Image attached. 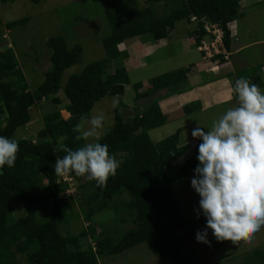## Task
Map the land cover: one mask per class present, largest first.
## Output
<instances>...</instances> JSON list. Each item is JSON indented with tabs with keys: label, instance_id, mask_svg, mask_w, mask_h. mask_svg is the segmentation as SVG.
Returning a JSON list of instances; mask_svg holds the SVG:
<instances>
[{
	"label": "trees",
	"instance_id": "trees-1",
	"mask_svg": "<svg viewBox=\"0 0 264 264\" xmlns=\"http://www.w3.org/2000/svg\"><path fill=\"white\" fill-rule=\"evenodd\" d=\"M9 1L12 0L0 3ZM102 1L110 27L109 34L101 40L104 57L71 74L61 96L63 72L79 60L81 46H69L62 35L46 39L51 66L41 83L30 90L13 44L1 36L0 29V136L12 138L17 128L31 120L29 110L40 101L48 100L54 106L42 116L43 125L35 140H16L14 167L0 169V264H106L107 257L141 243L152 254L166 256L173 264H191L178 248L192 236V229L186 228L179 237L173 235L174 230L186 226L175 185L198 164L197 146L201 141L192 148L182 139L185 127H178L159 140H152L148 134L165 124L153 95L184 82L189 67L157 74L144 84L133 83L134 98L146 100L147 106L143 110L131 109L127 118L119 109L127 108V104L118 100L112 109L113 123L99 142L107 144L109 153L116 154L121 164L116 175L110 176L103 186L72 172L58 176L54 173L55 160L65 154L62 147L76 150L87 143L73 130L81 116L88 117L101 99L124 93L129 84L127 71L121 66L110 69L112 60L124 56L118 50L121 42L142 34L162 40L175 23L184 21L191 25L186 33L201 57L207 58L197 49L200 40L212 39L205 24H215L222 30V47L228 51L232 36L226 24L241 16V0H166L158 4L160 14H155L153 7H138L135 0L118 1L119 6L112 4L113 0ZM27 21L28 17H22L4 27L10 29ZM222 56L219 53L207 59ZM263 63L264 60L255 69L238 71L237 78H246L249 72L258 77ZM194 105H183V115ZM60 110H65L68 117L63 119ZM189 150L187 158L179 162L178 158ZM172 166L175 169L169 170ZM105 212L113 214L111 229L101 221L95 222V215ZM71 218H81L87 227L69 233ZM197 221L205 219L201 216ZM63 224L65 232L61 230ZM241 264H264V246H255Z\"/></svg>",
	"mask_w": 264,
	"mask_h": 264
},
{
	"label": "rangeland",
	"instance_id": "rangeland-1",
	"mask_svg": "<svg viewBox=\"0 0 264 264\" xmlns=\"http://www.w3.org/2000/svg\"><path fill=\"white\" fill-rule=\"evenodd\" d=\"M118 1L121 0H113L112 4L119 6ZM135 1L138 7H153L155 14H160L162 9L160 10L158 4L165 3L166 0ZM240 8L243 10V14L238 16L234 22L239 33L238 40L243 43L257 40L256 43L248 45L240 55L246 59L247 69H255L256 65L264 60V1L241 0ZM22 17H28V21L25 24L17 25L10 29L4 27L5 23ZM181 23H184V21H181ZM190 26L187 25L186 28ZM231 27L234 28V25L232 24ZM0 29L2 31L1 36L7 42H10V45L13 44L12 50L17 57L18 64L24 73L30 90L35 89L41 83L44 72L51 66L48 59L49 49L45 44L46 39L54 35H62L69 46L74 44L81 46L79 60L63 72L60 83V96L63 94L62 87L71 74L79 73L89 62L104 57V48L101 40L110 32L102 0H42L38 3H32L29 0H12L3 4L0 3ZM153 65H149L139 72H129L128 76L131 79L142 78L166 70L168 67L163 65L156 68ZM235 66L237 67L236 64ZM257 79L264 83V70ZM183 85L184 83H180L166 93L177 91ZM144 87L146 88L147 85H144ZM259 88L264 91V87ZM134 94L135 90L132 87V83H130L125 86L124 93L119 97L111 99L105 97L94 104L89 116L100 111L105 114L104 128L99 130L100 137L107 132L113 123L112 109L116 106L118 100L127 104V108H119L126 118L131 116L132 106L140 108L144 105L143 103L145 102L142 99H135ZM53 107L48 100H42L32 106L29 110L31 120L25 126L17 128L11 139L30 138L32 141L35 140L38 129L43 125L42 116ZM225 109L216 107L209 110L192 111L175 122L165 123L161 127L150 130L148 134L152 140H159L171 134L178 127L177 124L181 123L185 125V132L188 133L185 140L187 142L193 141L194 144L199 139H194L191 136V131L197 126L204 127V131H207V129L211 128L212 122L217 120ZM60 115L63 119L67 117V113L65 114L63 110H60ZM182 137L184 138V136ZM85 142H93V138L89 137ZM189 153L190 150L179 157L178 161L183 162ZM172 169L174 170L175 167L172 166L169 170ZM193 175L194 173L192 172L175 185L178 204L183 213L186 226L174 230L173 235L176 237L181 236L186 232V228H190L193 231L192 236L180 244L178 248L179 254L188 256L191 264H241L246 255L250 254L255 246H264V225H261L258 231L252 234L250 240L242 239L235 244L227 240L217 241L209 230L208 243H198L195 240V233L204 228L205 221H197L196 212L199 208V196L190 186V180ZM70 191H73V189ZM15 206L17 207L18 205ZM17 212L18 209L15 214ZM94 218L95 222L101 221L109 229L113 227L114 218L111 212L110 214H107V212L99 213ZM87 224L81 218H71L68 222L67 231L75 234L81 227H87ZM65 227L64 224L61 227L63 232H65ZM120 227L127 229L124 224H121ZM105 263L173 264L166 256L152 254L145 243L135 245L119 254L107 257Z\"/></svg>",
	"mask_w": 264,
	"mask_h": 264
},
{
	"label": "clouds",
	"instance_id": "clouds-1",
	"mask_svg": "<svg viewBox=\"0 0 264 264\" xmlns=\"http://www.w3.org/2000/svg\"><path fill=\"white\" fill-rule=\"evenodd\" d=\"M233 22L226 24L230 36L234 35ZM220 47L226 54L222 41ZM230 90L236 106L226 109L207 131L200 126L191 131L201 141L190 180L199 196L197 218L205 219L204 228L195 233L198 243H208L209 230L217 241L250 240L264 225V91L246 78L236 79ZM104 122L102 111L80 117L73 130L78 138L92 137L93 142L76 150L62 147L65 154L57 156L55 174L72 172L97 186L116 175L120 160L109 153L107 144L99 142ZM17 152L15 139L0 136V169L14 167Z\"/></svg>",
	"mask_w": 264,
	"mask_h": 264
},
{
	"label": "crops",
	"instance_id": "crops-1",
	"mask_svg": "<svg viewBox=\"0 0 264 264\" xmlns=\"http://www.w3.org/2000/svg\"><path fill=\"white\" fill-rule=\"evenodd\" d=\"M241 12L243 14V10ZM233 21L235 22V20ZM233 25L235 26L234 35L231 37L229 50L222 56V59H207L201 57L194 50L195 45L192 44L194 40L186 33L187 24L179 21L170 29L168 37L165 39L153 40L149 34H142L121 42L118 45V50L124 52V56L123 58H115V60H112L110 69L121 66L125 68L127 73H135L145 69L149 65L154 64L153 66L156 68L167 65L166 70L156 72L160 74L180 67H189L186 79L182 82V84L184 83V88L181 87L179 90H174L169 93H166L169 91L168 89H162L153 95L157 99V104L165 123L175 122L177 119L183 117L182 107L190 103H194L195 105L189 108V113L200 109L209 110L216 107L228 109L229 107H235L236 96L230 88L234 86L235 80L238 79L237 72L242 69L246 70L248 67L246 59L240 54L248 45L256 43L257 40L247 43L241 42L238 40L239 33L237 26L235 24ZM263 70L264 63L257 71L258 77ZM156 73L142 78L138 77L137 79H131L129 77V84L136 82H142L144 84L150 77L155 76ZM245 77L251 83H256L259 87H264V83L260 82L257 79L258 77L253 73L249 72ZM146 106L147 101L145 100V104L140 107V110H143ZM133 108H137V106H132ZM63 111L65 114L67 113L65 110ZM177 125L179 128L185 127L181 123ZM185 131L184 128L181 135L184 136V138L182 137L183 140L188 135ZM188 143L193 145V141H189Z\"/></svg>",
	"mask_w": 264,
	"mask_h": 264
},
{
	"label": "built area",
	"instance_id": "built-area-1",
	"mask_svg": "<svg viewBox=\"0 0 264 264\" xmlns=\"http://www.w3.org/2000/svg\"><path fill=\"white\" fill-rule=\"evenodd\" d=\"M205 31L212 36L210 41L200 40L197 49L202 51L204 57L210 58L215 54H225L224 50L220 47L222 30L217 27V25H204Z\"/></svg>",
	"mask_w": 264,
	"mask_h": 264
}]
</instances>
